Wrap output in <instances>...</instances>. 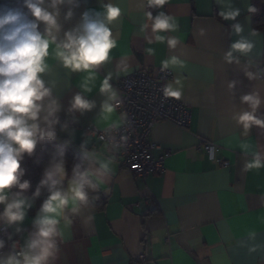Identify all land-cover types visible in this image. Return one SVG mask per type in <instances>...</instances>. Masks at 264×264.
I'll list each match as a JSON object with an SVG mask.
<instances>
[{"label":"clouds","instance_id":"obj_1","mask_svg":"<svg viewBox=\"0 0 264 264\" xmlns=\"http://www.w3.org/2000/svg\"><path fill=\"white\" fill-rule=\"evenodd\" d=\"M85 2L16 0L17 6H10V0H0V264H60L77 221L85 233L93 224L101 190L108 191L118 163L116 154L128 139L121 134L127 120L122 110L124 100L113 81L132 69L123 58L114 62L112 55L118 47L116 24L124 9L119 0H100L99 10L85 8L77 19V11ZM215 2L219 18L231 22L230 37H236L223 52V62L240 67L243 58L240 70L247 80H264V68L249 70L254 66L256 45L244 35L245 26L238 20L241 9L233 0ZM168 3L140 0L138 34L147 45L166 44L175 50L181 39L167 35L178 30L175 16L163 10ZM246 10L249 14L257 12L251 4ZM249 35L259 36L261 30L250 28ZM145 52L153 56L156 49L146 47ZM113 63L115 71L101 75V69ZM184 66L175 55L159 62L161 72ZM73 76H78L75 82ZM238 83L229 80V92L234 93ZM73 87L76 91L65 107L63 94ZM159 91L163 99L180 100L182 77L176 75L162 83ZM93 92L101 97L99 103L90 98ZM239 105L242 107L232 112L231 119L240 135L248 137L254 127L264 130V95L255 83L251 91L239 96ZM94 110L93 130L69 163L66 146L72 144L75 135L71 125ZM58 129L66 132L68 139L54 146V154L33 190L31 181L24 179V162L35 158L37 150L48 142L56 141ZM241 148L246 155L249 146L242 143ZM251 155L244 170L264 168V153ZM255 236V232L249 233L250 239ZM256 251L255 245L249 248V252Z\"/></svg>","mask_w":264,"mask_h":264},{"label":"crops","instance_id":"obj_2","mask_svg":"<svg viewBox=\"0 0 264 264\" xmlns=\"http://www.w3.org/2000/svg\"><path fill=\"white\" fill-rule=\"evenodd\" d=\"M119 3L124 14L115 28L118 47L112 53L114 62L123 58L130 72L142 68L153 72L161 59L180 57L185 66L173 71L174 77L183 79L180 100L191 108V124L187 128L167 120L155 124L151 139L170 154L165 170L149 174L146 180L124 169L116 154L118 163L108 191L101 190L105 205H97L87 233L77 221L60 264H264V168L246 171L243 167L253 152L264 153V130L254 127L248 137H242L231 119L232 112L242 107L239 96L251 91L254 83L264 95V80H247L240 70L243 58L240 67L223 62V52L236 37L229 35L231 22L217 15L215 0H169L163 10L175 16L178 30L167 35L181 39L175 50L166 44L147 45L139 37L140 0ZM233 3L241 9L238 20L245 26L244 35L256 45L254 66L249 69L256 72L264 63V32L249 35L253 21L246 9L252 0ZM10 6H17L16 0H10ZM85 8L99 10L100 0H86L77 19ZM146 47L155 48V55L146 54ZM115 69L116 63L106 65L101 75ZM123 76L113 81L115 86ZM72 79L75 82L78 76ZM232 79L239 81L234 93L227 89ZM74 91L75 87L64 92L65 107ZM90 98L97 103L101 99L97 92ZM95 116L96 110L79 116L71 125L75 135L68 147L76 153ZM60 118L65 119L63 112ZM200 137L216 144L211 158L201 147ZM65 139L68 134L58 129L56 141ZM242 143L249 146L246 155ZM223 161L229 165L224 166ZM38 182L32 183L33 190ZM38 205L39 201L35 207ZM251 232L256 233L254 239L249 238ZM253 245L257 251L249 252Z\"/></svg>","mask_w":264,"mask_h":264},{"label":"built area","instance_id":"obj_3","mask_svg":"<svg viewBox=\"0 0 264 264\" xmlns=\"http://www.w3.org/2000/svg\"><path fill=\"white\" fill-rule=\"evenodd\" d=\"M153 11V10H152ZM259 67L264 68V63ZM174 77L173 69L161 72L159 67L151 72L136 69L124 75L116 84L121 90L124 100L122 110L127 113L126 124L121 134L128 137L120 147L122 167L134 173L138 178L146 180L151 173L165 170V161L170 154L163 146L151 139L155 124L162 120L171 121L180 127L187 128L191 124V108L181 100L163 99L159 91L162 83ZM94 124L86 127L87 132L93 130ZM119 139V136L116 137ZM201 147L212 156L215 155L216 144L205 137H200ZM155 151H160L155 154ZM224 166L229 161H223ZM145 259L144 255L140 256Z\"/></svg>","mask_w":264,"mask_h":264},{"label":"trees","instance_id":"obj_4","mask_svg":"<svg viewBox=\"0 0 264 264\" xmlns=\"http://www.w3.org/2000/svg\"><path fill=\"white\" fill-rule=\"evenodd\" d=\"M252 6L257 8V12L252 14L253 28L259 29L264 32V0H252ZM62 143L58 141L48 142L45 146L37 150L35 158L26 159L24 162V167L26 168V175L24 179H29L31 183H37L42 173L43 167L47 161L54 154V146L60 145ZM66 153L69 163L78 155L71 148L66 146ZM106 203V198L100 194L97 205L99 207L104 206Z\"/></svg>","mask_w":264,"mask_h":264}]
</instances>
